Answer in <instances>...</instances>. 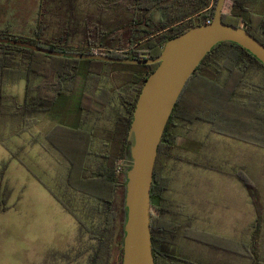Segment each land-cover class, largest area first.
I'll return each mask as SVG.
<instances>
[{
	"label": "trees",
	"instance_id": "trees-1",
	"mask_svg": "<svg viewBox=\"0 0 264 264\" xmlns=\"http://www.w3.org/2000/svg\"><path fill=\"white\" fill-rule=\"evenodd\" d=\"M67 1L74 6L76 0ZM147 4H168L170 8L161 10L162 18L152 25L153 28L148 29L151 26L147 23L146 28H139L143 7ZM215 4L216 0H130L127 6L131 15L129 36L124 42L118 39L115 50L110 48L114 40H104L105 32L87 21L81 31L68 27L50 37L45 36L46 25L42 20L27 37L17 36L10 33L7 27H1L0 38L58 52L98 54L129 60L155 59L167 41L192 27L210 22ZM221 20L224 24L245 29L264 45V0H230L226 10L224 4ZM78 34L79 38L76 37ZM77 38L76 45H72ZM97 39L103 40L96 45L93 40ZM219 57L222 58L221 62L218 61ZM157 65L135 66L52 57L0 43V128L11 122L15 126L11 132L14 136H20L27 130L32 114L48 111L65 91H74V82L78 79L81 81L75 104L77 125L52 128L44 137L69 164L66 185L73 191V196L68 200L71 202L76 197L86 200L98 217L95 226H87L68 201L52 193L80 229L95 242L88 264H109L110 251L115 244H119V251L122 252L126 172L131 165L129 128L144 82ZM258 71L262 74L260 81L252 83L250 76ZM222 72L225 76L221 81ZM20 80L25 82L21 104L14 95L6 92L9 84ZM108 109L112 110L114 118L110 129H82L83 115L101 118ZM197 121L208 124L214 133L264 146V66L240 46L229 42L219 43L206 54L186 82L158 145L150 187L154 264H205L184 258L176 252L174 247L180 238L196 243L202 240L200 233L193 230L190 223L181 224L172 217V210L163 197L169 186L163 171L170 158V150L174 147L173 129L181 123ZM102 136H107L114 152L109 164L86 175L85 167L92 156V141ZM235 176L245 187L256 215L250 243L246 246L249 250L247 258L250 264H264L258 253L263 222L259 195L244 173L239 171ZM116 236L120 240H116ZM216 249L225 251L224 248Z\"/></svg>",
	"mask_w": 264,
	"mask_h": 264
},
{
	"label": "rangeland",
	"instance_id": "rangeland-1",
	"mask_svg": "<svg viewBox=\"0 0 264 264\" xmlns=\"http://www.w3.org/2000/svg\"><path fill=\"white\" fill-rule=\"evenodd\" d=\"M129 4L130 0H76L74 6L67 0H0V28L7 27L10 33L27 37L42 20L46 25L45 36L50 37L68 27L81 31L87 21L105 32L104 40H114L110 48L115 50L117 40L124 42L129 36ZM229 6L230 0H226L225 10ZM143 8L138 27L146 28L147 23L151 26L149 29L162 18L161 10L170 6L147 4ZM76 37L79 38V34ZM78 38L72 45H76ZM102 40L93 41L97 45ZM221 60L219 57L218 61ZM261 72L250 76L252 83L260 81ZM222 73L221 81L225 76ZM73 87V92L65 91L48 111L32 114L27 130L20 136L11 134L15 129L11 122L0 128V264H88L93 253L95 242L88 233L80 229L59 202L51 200L43 190L34 192L24 178L28 173L37 177L44 188L68 201L87 226L98 223V217L86 200L79 197L71 202L68 200L71 196L63 190L64 160L44 137L52 128L77 125L75 104L81 81L78 79ZM6 92L14 95L21 104L25 82L20 80L9 84ZM173 132L174 147L163 171L169 186L163 197L172 210V217L181 224H184L186 215L193 213L194 205L201 203L213 227L209 228V234H202L190 224L200 233L202 242L180 238L174 247L176 252L205 264H250L248 247L230 240V226L236 219V216H230V181L235 180L247 192L235 176L241 171L255 186L259 199L263 196L264 146L214 133L208 124L200 121L181 123ZM25 169L28 170L26 174ZM26 183L28 190L24 195L20 186ZM237 223L243 224L242 220ZM119 238L116 236V240ZM121 253L119 244H115L110 251L109 264H120Z\"/></svg>",
	"mask_w": 264,
	"mask_h": 264
},
{
	"label": "water",
	"instance_id": "water-1",
	"mask_svg": "<svg viewBox=\"0 0 264 264\" xmlns=\"http://www.w3.org/2000/svg\"><path fill=\"white\" fill-rule=\"evenodd\" d=\"M225 0H216L213 18L167 41L155 59L129 60L98 54H78L47 50L16 40L0 38V43L52 57L96 60L122 65H152L137 99L129 128L131 165L126 172V208L120 264H154L150 232V187L164 128L186 82L207 53L219 43L236 44L264 66V45L241 27L221 20Z\"/></svg>",
	"mask_w": 264,
	"mask_h": 264
},
{
	"label": "crops",
	"instance_id": "crops-1",
	"mask_svg": "<svg viewBox=\"0 0 264 264\" xmlns=\"http://www.w3.org/2000/svg\"><path fill=\"white\" fill-rule=\"evenodd\" d=\"M108 114L110 115V117H107ZM113 119H114L113 112L111 111V109H108L101 118H93L91 116L83 115L80 126L82 127V129L85 130H89L90 128H96V127L110 129L113 126ZM102 120L106 122V123L103 122L104 125L101 124ZM113 152H114L113 145L112 143H110L107 136H102L99 139H94L92 141V156L88 158L85 167L86 175L93 174L98 170V168H100V166L109 164V159ZM63 160H64L62 164L64 168L63 190L68 194H70V196L72 197L73 191L68 189L66 185L70 167L68 162L64 158ZM21 168L24 169L23 167ZM27 172L28 170L25 169L24 174H26ZM24 178L28 180L27 182H29V186H31L34 192H36L39 189L43 190L45 193H47V195L50 197L51 200L54 199L56 202H58L52 195V192L54 193V191L50 189H46V187L44 188V186L41 185L37 177H34L30 173H28V175H24ZM20 188L21 191H24V195H25V192H27L28 190L27 183L24 186H20ZM260 199L263 209V222H262L263 225L260 230L258 253L260 259L264 261V257H263L264 256V202H263L264 194L262 197H260ZM203 208L204 207H202L201 203H197L196 205H194L193 213L186 215V218H184L183 223L194 224V229L196 231L201 232L202 234L203 233L209 234L208 232H211L209 228H213L211 225L212 222H210L206 217V213L204 212ZM230 216H236V219L234 220L235 224L230 226V240H237V242L236 241L233 242L236 244H241L244 247L248 246L251 236V231L253 229L255 222V213L247 192H245L240 185H237L235 180L230 181ZM241 220L243 224L240 225L237 222H241ZM242 239L245 241H241Z\"/></svg>",
	"mask_w": 264,
	"mask_h": 264
}]
</instances>
